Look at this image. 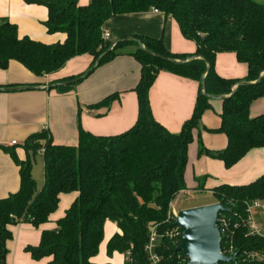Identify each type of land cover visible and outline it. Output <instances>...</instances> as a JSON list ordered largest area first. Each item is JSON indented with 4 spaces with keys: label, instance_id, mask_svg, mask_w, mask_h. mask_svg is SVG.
I'll list each match as a JSON object with an SVG mask.
<instances>
[{
    "label": "trees",
    "instance_id": "obj_1",
    "mask_svg": "<svg viewBox=\"0 0 264 264\" xmlns=\"http://www.w3.org/2000/svg\"><path fill=\"white\" fill-rule=\"evenodd\" d=\"M45 6L44 23L49 34L64 33L63 43L43 44L20 38L17 26L0 20V69L15 61L38 77L56 73L71 59L90 55L95 66L88 72L66 78L52 87L59 94L70 92L96 67L121 55L133 57L141 66L135 89L139 115L136 124L116 136H95L79 126L78 145H55L50 134L31 135L22 145L26 159L15 150L0 149L11 156L19 168L18 192L0 200V264H7L11 227L30 224L39 229L58 211L61 196L77 197L56 224L55 230L41 234L38 246L25 252L33 260L51 258L50 264H95L104 238L106 221L116 223L120 234L108 243L107 253L125 255V264H152L146 252L152 229L157 235L155 254L158 264H186V256L170 237L176 228L171 204L187 190L185 172L188 150L199 130L203 114L211 109L213 98H224L221 126L211 131L224 134L227 147L207 153L231 169L251 151L264 149V114L251 118L252 103L264 97V3L256 0H33ZM156 10L171 16L183 37L197 45L194 54H173L162 40L134 36L115 44L103 39L105 23L121 15ZM133 47V51H127ZM234 53L246 64L243 80H229L215 71L217 54ZM167 72L200 84L192 117L179 134L158 123L150 105V90L158 75ZM203 85H205L203 89ZM118 96L106 98L91 108L108 106ZM42 153L44 182L39 189L32 175L33 160ZM214 203L230 210L228 238L233 240L237 262L246 255L264 252V239L248 235L244 222L247 203L264 199V175L251 184H222L212 190ZM197 207V206H195ZM186 209V208H185ZM227 241L222 234L221 246ZM222 264V263H220ZM247 264V263H244Z\"/></svg>",
    "mask_w": 264,
    "mask_h": 264
},
{
    "label": "crops",
    "instance_id": "obj_2",
    "mask_svg": "<svg viewBox=\"0 0 264 264\" xmlns=\"http://www.w3.org/2000/svg\"><path fill=\"white\" fill-rule=\"evenodd\" d=\"M32 1L0 0V20L16 25L20 38L28 37L47 45L63 43L66 34H49L44 25L48 19L47 8ZM90 1L79 0V6L85 7ZM256 1L264 3V0ZM104 31L109 34L104 42L111 47L124 39L145 36L162 40L165 48L173 54H194L197 50L196 43L183 37L171 16L154 10L115 16L105 23ZM133 50V47L127 49ZM93 66L94 58L82 55L71 59L56 73L42 77L15 61H11L6 69H0V146L15 150L18 159L23 161L26 153L22 145L31 135L42 131L50 134L55 145L77 146L79 126L95 136L106 137L130 130L138 120L139 104L135 89L141 78V66L133 57L121 55L96 67L68 93L59 94L52 88L56 82L84 74ZM215 71L229 80H243L248 75L247 65L239 63L236 55L230 52L217 54ZM200 91L198 82L161 72L149 96L155 120L169 132L179 134L193 115ZM114 95L118 97L108 106L91 108ZM210 104L211 109L203 114L200 128L194 131V139L189 146L185 172L187 190L183 194L193 190L208 191L213 195L212 190L219 185H248L264 175V149L251 151L231 169H226L223 162L207 154L221 152L227 147L224 134L211 132L221 126L222 98H213ZM249 114L251 118L264 114V97L252 103ZM14 141L16 145L11 144ZM32 175L37 187L38 183L43 185L38 172L32 169ZM19 188V168L11 156L0 149V200L18 192ZM180 194L178 197L183 195ZM76 197V194L61 196L63 211L59 213L58 209L51 221L39 229L25 223L11 227L13 240L8 243L7 264H50L51 258L33 260L25 249L38 246L43 231L57 228L56 222ZM171 210H177L173 203ZM120 233L116 223L106 221L104 239L98 255L92 259L93 263L125 264V255L115 252L108 256L107 253L109 241Z\"/></svg>",
    "mask_w": 264,
    "mask_h": 264
},
{
    "label": "water",
    "instance_id": "obj_3",
    "mask_svg": "<svg viewBox=\"0 0 264 264\" xmlns=\"http://www.w3.org/2000/svg\"><path fill=\"white\" fill-rule=\"evenodd\" d=\"M228 212L230 210L220 203L178 211L175 226L181 233V242L176 251L186 256V264H219L235 260L236 255L226 257L221 254L222 238L218 219L220 214Z\"/></svg>",
    "mask_w": 264,
    "mask_h": 264
},
{
    "label": "built area",
    "instance_id": "obj_4",
    "mask_svg": "<svg viewBox=\"0 0 264 264\" xmlns=\"http://www.w3.org/2000/svg\"><path fill=\"white\" fill-rule=\"evenodd\" d=\"M155 12H158L154 10ZM109 38V34L107 32H103V39L106 40ZM114 47V46H113ZM111 47V49H113ZM12 145H16V142H12ZM247 219L246 222H244V226L248 230V235L251 236H257L261 237L264 239V199L263 200H257V201H252L250 203H247ZM172 215L174 219L177 216V210H172ZM218 227L220 231V235L222 238V234L225 236L227 235V241H225L224 246H221V254L226 256V257H232L236 255V258L233 262L229 263H222V264H239L237 262L238 260V254L235 253L234 251V246H233V240H229L228 238V228H229V221L228 219L222 214L219 215L218 219ZM170 237L175 239V241L178 243V240L181 242V233L179 229L176 227L170 232ZM156 241H157V235L152 229V234L150 237V241L148 245L146 246V252L149 255L150 261L152 264H158L159 263V257L155 254V246H156ZM179 246V245H178ZM186 263H187V258H186ZM247 263V264H264V252H254L251 254H248L245 256V258L242 261V264ZM220 264V263H219Z\"/></svg>",
    "mask_w": 264,
    "mask_h": 264
},
{
    "label": "rangeland",
    "instance_id": "obj_5",
    "mask_svg": "<svg viewBox=\"0 0 264 264\" xmlns=\"http://www.w3.org/2000/svg\"><path fill=\"white\" fill-rule=\"evenodd\" d=\"M43 168L44 167L42 165V156L39 153L36 155V157L33 160V170L35 171V173L38 172V174L42 176V179L44 182ZM38 185H39L38 188L40 189L42 185L40 183H38ZM181 193L183 194V192ZM214 201L215 199L213 195L208 191L196 192V191L190 190L188 191V193L183 194L182 196L176 198L173 201V204L175 205V208L177 209V213H178V211L181 209L212 204ZM63 208H64V205L63 204L60 205L59 213L63 211Z\"/></svg>",
    "mask_w": 264,
    "mask_h": 264
}]
</instances>
